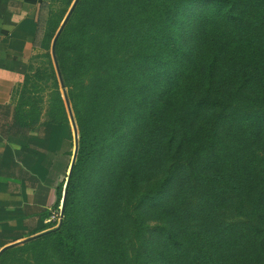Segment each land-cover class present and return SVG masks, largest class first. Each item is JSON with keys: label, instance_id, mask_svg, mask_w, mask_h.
<instances>
[{"label": "trees", "instance_id": "1", "mask_svg": "<svg viewBox=\"0 0 264 264\" xmlns=\"http://www.w3.org/2000/svg\"><path fill=\"white\" fill-rule=\"evenodd\" d=\"M56 58L78 136L62 220L5 250L0 264H92L74 202L95 148L106 145L129 195L144 188L131 264H264V0H79ZM48 117L68 122L61 93ZM178 178L214 203L197 229ZM57 192L55 208L63 186ZM144 208L163 224L161 237L146 234Z\"/></svg>", "mask_w": 264, "mask_h": 264}, {"label": "crops", "instance_id": "2", "mask_svg": "<svg viewBox=\"0 0 264 264\" xmlns=\"http://www.w3.org/2000/svg\"><path fill=\"white\" fill-rule=\"evenodd\" d=\"M41 0H0V255L51 230L57 190L75 162L74 127L19 108L23 79L35 54ZM34 237V238H33Z\"/></svg>", "mask_w": 264, "mask_h": 264}, {"label": "rangeland", "instance_id": "3", "mask_svg": "<svg viewBox=\"0 0 264 264\" xmlns=\"http://www.w3.org/2000/svg\"><path fill=\"white\" fill-rule=\"evenodd\" d=\"M66 1L41 0L37 7L38 36L35 40V54L29 63L28 72L24 76L19 99L21 113L27 122L35 123L41 114L49 118L48 111L50 104L54 105L56 93H61L66 110L68 111V106L71 109L56 58V41L79 0H73L68 9L65 7ZM64 13L65 16L53 39L47 40L49 48L46 50L43 47V41H45L48 32L53 29L58 18ZM50 60L53 69L49 65ZM150 146H145V149ZM107 149L108 145L104 149L96 147L88 162L75 196V217L80 228L81 241L86 256L92 264H131V257L137 249L133 221L137 200L144 193V188L134 195H129L125 179L122 180L120 176H116L117 171L114 166L111 167L109 163L105 162ZM153 177L158 178V175ZM154 179H150L147 184ZM175 185L176 190L182 192L180 194L187 196V201L182 203V211L186 214L190 226L196 228L198 225H204L203 222L215 212L214 203L209 200L206 202L202 195L195 194L191 183H188L185 178H178ZM63 208L61 201L60 206L52 211L61 214L60 222L49 223V227L52 229H56L60 225ZM141 216L146 232H148L146 234L156 238L161 237L163 224L156 221V218L150 215L145 208L142 210ZM227 220L230 221V218L227 217ZM233 222L243 228L241 220H233ZM30 241L26 240L15 247ZM122 244L128 247L130 261L123 257ZM182 256H184L183 249L179 251V257Z\"/></svg>", "mask_w": 264, "mask_h": 264}, {"label": "water", "instance_id": "4", "mask_svg": "<svg viewBox=\"0 0 264 264\" xmlns=\"http://www.w3.org/2000/svg\"><path fill=\"white\" fill-rule=\"evenodd\" d=\"M71 11V10H70ZM67 99V98H66ZM68 108V114H69V117H70V120H71V123H72V125H73V127H74V132H75V139H76V143H77V139H78V136H77V129H76V125H75V121H74V119H73V116H72V112H71V109H70V107L68 106L67 107ZM76 155H77V150H76ZM75 158H76V156H75ZM74 158V159H75ZM67 184H68V181L66 182V186H65V191H66V189H67ZM64 202H65V192H64V196H63V199H62V206H64ZM60 226V225H59ZM58 226V227H59ZM57 227V228H58ZM34 238V237H33ZM35 239V238H34ZM32 240V239H31ZM20 244V243H19ZM18 245V244H17Z\"/></svg>", "mask_w": 264, "mask_h": 264}, {"label": "built area", "instance_id": "5", "mask_svg": "<svg viewBox=\"0 0 264 264\" xmlns=\"http://www.w3.org/2000/svg\"><path fill=\"white\" fill-rule=\"evenodd\" d=\"M61 214L60 212H52L49 222H60Z\"/></svg>", "mask_w": 264, "mask_h": 264}]
</instances>
